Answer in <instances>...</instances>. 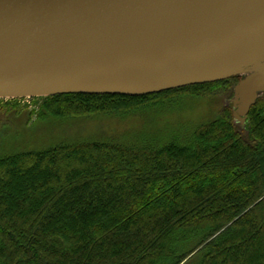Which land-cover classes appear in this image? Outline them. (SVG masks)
I'll return each instance as SVG.
<instances>
[{"label":"trees","instance_id":"trees-1","mask_svg":"<svg viewBox=\"0 0 264 264\" xmlns=\"http://www.w3.org/2000/svg\"><path fill=\"white\" fill-rule=\"evenodd\" d=\"M245 77L145 95L32 96L25 119L17 103L25 97L12 98L7 112L27 124L155 113L221 93L229 101L163 144L149 137L1 155L0 264H264V90L238 121L233 99Z\"/></svg>","mask_w":264,"mask_h":264},{"label":"water","instance_id":"water-1","mask_svg":"<svg viewBox=\"0 0 264 264\" xmlns=\"http://www.w3.org/2000/svg\"><path fill=\"white\" fill-rule=\"evenodd\" d=\"M250 72L264 90V0H0V97L145 95Z\"/></svg>","mask_w":264,"mask_h":264},{"label":"rangeland","instance_id":"rangeland-1","mask_svg":"<svg viewBox=\"0 0 264 264\" xmlns=\"http://www.w3.org/2000/svg\"><path fill=\"white\" fill-rule=\"evenodd\" d=\"M30 97L25 96L17 102L21 105L20 109L33 108ZM217 97L187 98L175 108L155 113L33 120L29 124L23 120L28 110L22 109L23 119H19L13 112H7V107L13 105L10 101L13 102L11 99L14 97H0V156L26 149L92 141L133 143L142 140L143 144V139L155 137L159 144H163L174 136L191 134L199 125L215 119L229 101L225 94H218ZM5 124L12 126L5 128Z\"/></svg>","mask_w":264,"mask_h":264}]
</instances>
